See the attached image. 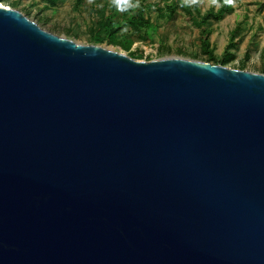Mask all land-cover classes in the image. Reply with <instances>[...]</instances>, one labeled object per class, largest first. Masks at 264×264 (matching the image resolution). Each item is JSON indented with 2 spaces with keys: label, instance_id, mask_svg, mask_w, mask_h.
<instances>
[{
  "label": "water",
  "instance_id": "1",
  "mask_svg": "<svg viewBox=\"0 0 264 264\" xmlns=\"http://www.w3.org/2000/svg\"><path fill=\"white\" fill-rule=\"evenodd\" d=\"M0 264H264V72L0 4Z\"/></svg>",
  "mask_w": 264,
  "mask_h": 264
},
{
  "label": "rangeland",
  "instance_id": "2",
  "mask_svg": "<svg viewBox=\"0 0 264 264\" xmlns=\"http://www.w3.org/2000/svg\"><path fill=\"white\" fill-rule=\"evenodd\" d=\"M117 1L2 0L0 4L17 8L42 27L82 43H96L92 36L97 32L99 21L111 16L113 21L122 24L118 30L119 39L123 42L126 41L125 38L131 39V47L125 50L121 45L111 43L107 36L98 44L134 54L138 59L150 60L167 55H182L215 63L210 60V52L205 51L200 38V28L186 15L182 5L170 15L165 9L166 0H148L150 6L145 10V16L150 17L151 27L135 28L130 22L123 20L124 14L116 6ZM182 1L189 3L192 9L197 7L201 14L211 8L217 10L220 4L219 0ZM263 2L264 0H231L232 9L225 12L223 18L208 21L211 29L209 50L219 58L226 51L233 55V60L228 66L263 72ZM101 34L104 36V31ZM180 49L184 52H179Z\"/></svg>",
  "mask_w": 264,
  "mask_h": 264
},
{
  "label": "trees",
  "instance_id": "3",
  "mask_svg": "<svg viewBox=\"0 0 264 264\" xmlns=\"http://www.w3.org/2000/svg\"><path fill=\"white\" fill-rule=\"evenodd\" d=\"M2 1V0H0ZM54 2L55 0H50ZM80 1V0H79ZM198 0H196L197 2ZM220 4L217 10L211 8L208 12L201 14L200 10L195 7L196 14L193 12L192 7L189 3H184L182 0H166L165 9L168 10L169 14H173L176 12L177 7L179 5L183 6V9L186 11V15L198 25L200 28V38L202 44L204 45L205 51L210 52V60H213L215 63H221L227 65L229 62L233 60V55H230L229 52H225L222 57H217L213 54L212 50H209L210 40L209 36L211 33V29L208 26V21L210 19L219 20L223 18L225 12L232 9L231 0H219ZM195 2V3H196ZM116 6L119 7L123 14V20H127L130 22L135 28H140L141 26L151 27L150 17L145 16V10L150 6V2L148 0H118ZM261 6L264 8V2L261 3ZM131 13V14H130ZM130 14V16H128ZM121 20V22L123 21ZM122 24L119 21H113L111 16L105 17L102 21H99V24L96 27V31L92 36L94 42L99 43L108 37L109 41L114 44L121 45V47L125 50L130 49L132 40L129 38H125V42L119 39L118 30ZM104 31L105 35L102 36L101 32ZM179 52H184L183 50H179ZM135 57L134 54H130ZM263 60H264V51H263ZM209 61V60H208ZM264 72V70H263Z\"/></svg>",
  "mask_w": 264,
  "mask_h": 264
}]
</instances>
